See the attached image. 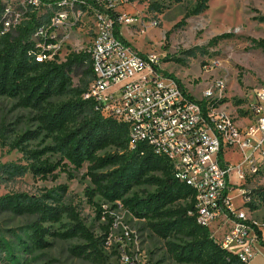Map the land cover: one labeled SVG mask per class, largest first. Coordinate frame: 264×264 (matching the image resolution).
Listing matches in <instances>:
<instances>
[{"label": "built area", "instance_id": "built-area-1", "mask_svg": "<svg viewBox=\"0 0 264 264\" xmlns=\"http://www.w3.org/2000/svg\"><path fill=\"white\" fill-rule=\"evenodd\" d=\"M0 1L1 34L32 15L39 20L29 50L36 61L61 63L72 52L88 56L93 76L83 98L93 100L103 117L128 124L130 147L146 143L166 157L175 178L194 191L197 223L210 230L221 248L234 253L239 264H252L262 254L260 225L243 209L249 202L245 190L240 193L242 205L233 207L231 175L235 170L243 182L264 174V86L252 93L241 119L221 107V79L206 87L201 99L195 98L155 68L156 57L143 58L126 40L123 31L146 26L143 16L122 10L127 0ZM82 25L89 26L92 39L76 49L73 32ZM224 150L241 153L242 161L223 163Z\"/></svg>", "mask_w": 264, "mask_h": 264}, {"label": "trees", "instance_id": "trees-1", "mask_svg": "<svg viewBox=\"0 0 264 264\" xmlns=\"http://www.w3.org/2000/svg\"><path fill=\"white\" fill-rule=\"evenodd\" d=\"M209 1L196 0L181 22L204 11ZM1 9L0 1V12ZM261 20L264 21V17ZM38 22L32 15L28 21L4 34H1L0 25V96L14 98L16 106L34 111L38 124L36 129H27L7 142L4 140L9 128L1 122L0 142L21 152L29 162L27 165L8 163L3 168L11 174L24 173L28 168L34 176L56 179L57 170L69 173L67 166L78 169L87 163V176L92 186L86 188V196L99 217L102 210L95 201L96 196L108 203L120 201L133 217L143 220L153 234L166 240L167 251L177 262L239 264L234 253L221 248L211 237L210 230L197 223L194 191L175 178L170 161L156 154L146 143L130 147L128 124L103 117L95 110L93 100L83 98L93 76L87 55L72 52L61 63L38 62L29 55L33 45L30 38ZM116 29L122 39L118 24ZM259 45L264 50V40L259 41ZM155 68L183 87L173 74L156 65ZM72 74L87 76L85 87L74 86ZM65 95L69 98L54 100ZM41 135L50 142L31 147V141ZM108 148L114 151L100 153ZM139 185L153 186L154 190L134 191ZM261 196L264 199V194ZM47 198L48 194L38 197L25 192L0 196V214L33 218L28 232L30 241L21 238L19 245L26 251L29 248L41 250L49 246L46 238L50 234L61 239L79 237L85 243L73 246L74 254L90 258L96 264H107L102 240L85 226L71 207L49 203ZM245 206L252 211L256 209L249 202ZM64 215L70 219V224L62 231L51 232L46 224L60 222ZM257 233L262 240L260 228ZM7 249L0 240V250ZM9 255L11 261L19 263L17 256Z\"/></svg>", "mask_w": 264, "mask_h": 264}, {"label": "rangeland", "instance_id": "rangeland-1", "mask_svg": "<svg viewBox=\"0 0 264 264\" xmlns=\"http://www.w3.org/2000/svg\"><path fill=\"white\" fill-rule=\"evenodd\" d=\"M196 0H127L123 11L143 16V29L130 28L123 31L126 40L137 51L157 58L159 68L177 77L183 88L195 98L201 99L203 90L221 79L225 92L221 107L238 119L252 93L264 86V50L259 41L264 40V0H210L208 7L181 22L185 13L194 7ZM157 26H151L152 21ZM73 46L82 49L92 39L88 25L78 26L73 32ZM73 85H86L87 76L72 74ZM85 87V86H84ZM65 95L54 100H66ZM35 112L16 106V99L0 96V124H7L9 131L4 141H10L27 129H36ZM247 119V118H246ZM242 121H247V120ZM40 136L31 141V147L49 143ZM44 141V142H43ZM113 148L100 152H113ZM248 152V150H247ZM232 165L242 161V154L230 155ZM27 165L29 162L16 149L0 142V196L25 192L42 197L48 194L49 203L71 207L78 218L102 240L103 253L107 264H185L177 262L167 251L166 240L153 234L143 220H139L125 209L120 201L105 202L95 197L101 206L98 216L95 206L86 196V188L92 186L87 176L88 164L75 169L67 166L69 173L58 171L56 179H42L34 176L27 168L24 173L11 174L5 164ZM134 191H153L149 185L135 186ZM245 190L249 205H255L259 212L244 207L249 218L257 221L264 235V174L247 177L236 185L231 197L241 199L240 191ZM234 195V196H233ZM33 218L0 214V240L7 250H0V264H96L92 259L77 256L71 250L85 241L76 237L61 239L48 235L49 246L36 250H24L20 239L29 240L28 232ZM70 224L64 215L57 223L46 224L51 232L62 231ZM103 227H106L104 229ZM30 241V240H29ZM18 257L19 263L9 254ZM263 256L257 255L252 264H262Z\"/></svg>", "mask_w": 264, "mask_h": 264}, {"label": "crops", "instance_id": "crops-1", "mask_svg": "<svg viewBox=\"0 0 264 264\" xmlns=\"http://www.w3.org/2000/svg\"><path fill=\"white\" fill-rule=\"evenodd\" d=\"M235 154H237V152H234V151H232V150H224L223 152H222V154H221V160H222V162L223 163H225V164H229V165H232L231 164V162H230V160H231V158L229 157L230 155H235ZM240 183L241 182H239L238 180H237V176H236V173H235V170H234V172H233V174L231 175V185H232V190L230 191V195H232V192H233V190L235 189V186L236 185H240ZM240 192L242 191L241 189L239 190ZM234 196V195H233ZM240 198V197H239ZM241 199V198H240ZM242 205V200H240V201H238V199H234L233 200V207H240ZM256 213L257 212H259V210L258 209H255L254 210ZM260 230H261V232H262V240L264 241V235H263V229H262V227H260ZM261 250H262V256H263V263L262 264H264V245L262 244V242H261Z\"/></svg>", "mask_w": 264, "mask_h": 264}]
</instances>
